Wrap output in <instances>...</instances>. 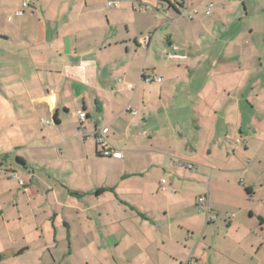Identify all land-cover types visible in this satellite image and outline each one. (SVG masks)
Wrapping results in <instances>:
<instances>
[{
	"label": "crops",
	"instance_id": "0c3cea01",
	"mask_svg": "<svg viewBox=\"0 0 264 264\" xmlns=\"http://www.w3.org/2000/svg\"><path fill=\"white\" fill-rule=\"evenodd\" d=\"M21 4L0 0V264H264V0ZM104 127L121 156L83 136Z\"/></svg>",
	"mask_w": 264,
	"mask_h": 264
},
{
	"label": "built area",
	"instance_id": "2783aa9c",
	"mask_svg": "<svg viewBox=\"0 0 264 264\" xmlns=\"http://www.w3.org/2000/svg\"><path fill=\"white\" fill-rule=\"evenodd\" d=\"M37 2V0H22V4H21V9L17 12V15H23L24 12L30 8H32L35 3ZM134 2H138V0H134ZM120 4L119 1H109L108 2V6L109 7H118ZM212 12V8L209 7L207 10H206V14H210ZM147 44V43H146ZM143 79L146 81V82H162V78L161 77H158V76H150V75H145L143 76ZM134 115H136V112H133ZM79 115V118L81 120V122H84L85 119H86V113L85 112H82L80 111L78 113ZM49 123V122H47ZM109 133V128L108 127H104L102 130H99V131H95V132H85L83 133V136L86 138V139H89V140H95L97 145L99 147H101V150H100V155L103 156V157H112V156H121L118 154V152H116L115 150H113L112 148H108L106 146V135ZM242 144L241 140H237L236 141V147H239L240 145ZM2 164V158L0 157V166ZM2 172V171H1ZM20 185L23 186L24 185V181L21 180L20 181ZM198 205L200 207V209L202 211H206V212H210V208H209V205H208V202H207V198L206 197H201L199 199V202H198ZM230 217H233V216H230ZM211 220L212 221H215L216 218L215 217H211ZM187 264H195L193 262H187Z\"/></svg>",
	"mask_w": 264,
	"mask_h": 264
},
{
	"label": "rangeland",
	"instance_id": "374dc122",
	"mask_svg": "<svg viewBox=\"0 0 264 264\" xmlns=\"http://www.w3.org/2000/svg\"><path fill=\"white\" fill-rule=\"evenodd\" d=\"M167 31H168V30L163 29L162 32L159 33V34H160V39H161V40H165V41L168 40L169 35H168V32H167Z\"/></svg>",
	"mask_w": 264,
	"mask_h": 264
},
{
	"label": "trees",
	"instance_id": "16d2710c",
	"mask_svg": "<svg viewBox=\"0 0 264 264\" xmlns=\"http://www.w3.org/2000/svg\"><path fill=\"white\" fill-rule=\"evenodd\" d=\"M2 261V257H1V255H0V262Z\"/></svg>",
	"mask_w": 264,
	"mask_h": 264
}]
</instances>
